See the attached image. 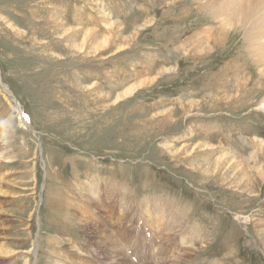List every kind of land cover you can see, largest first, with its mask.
I'll use <instances>...</instances> for the list:
<instances>
[{
  "label": "rangeland",
  "instance_id": "obj_1",
  "mask_svg": "<svg viewBox=\"0 0 264 264\" xmlns=\"http://www.w3.org/2000/svg\"><path fill=\"white\" fill-rule=\"evenodd\" d=\"M204 1L0 0V264H264V73Z\"/></svg>",
  "mask_w": 264,
  "mask_h": 264
},
{
  "label": "bare ground",
  "instance_id": "obj_2",
  "mask_svg": "<svg viewBox=\"0 0 264 264\" xmlns=\"http://www.w3.org/2000/svg\"><path fill=\"white\" fill-rule=\"evenodd\" d=\"M199 1V0H198ZM202 2V1H201ZM200 2V3H201ZM203 3V2H202ZM201 3V4H202ZM205 8L207 9L208 6H211V10H212V14H213V18L217 21H219V26L218 29H205L203 31V33H205V35L208 39H211L213 36V42H216L219 39H223L225 37V34L227 32V29H229L230 27H235L238 26L242 29H246L248 31V35H249V52L251 53V56H254L256 59L254 61L255 65L258 66L259 68V72L260 73H264V0H205L204 4ZM208 4V5H207ZM203 10V9H202ZM51 21L55 22V27H59L60 25L64 26L63 22H61L58 19H52ZM151 22V19H148L145 23L148 24ZM113 23V22H112ZM124 24V23H123ZM108 27L111 28V24L110 22L106 24ZM142 25V24H141ZM13 26V25H12ZM14 27V26H13ZM63 27H59L58 31L60 29H62ZM146 27V26H145ZM81 27L77 28L80 29ZM139 28V27H138ZM75 28V30H77ZM83 29V40L84 42H88L89 44H93V43H101V42H106L105 38L101 37V40L99 41L98 37L96 34L97 32H94L95 28H93L91 25L85 28H81ZM115 29L116 25H115ZM114 29V30H115ZM146 29V28H145ZM67 30H72L74 31L73 27H69L67 26L66 28H63L62 31H66ZM110 30V29H109ZM245 30V31H246ZM138 31V29H137ZM246 31V32H247ZM107 32V31H105ZM71 33V31H70ZM67 34V33H66ZM69 34V33H68ZM136 34V33H135ZM115 35V34H114ZM34 38H36L34 35H32ZM65 36V35H64ZM94 37V38H93ZM110 38V37H109ZM194 39H198V41H196V43L190 47L189 49L186 50V53L191 52L192 55H196L198 53H200L201 51H203L205 48H209V44H205L203 45V40H202V36H198L197 35L195 37H193ZM193 38L190 39V41L193 40ZM248 38V37H247ZM111 40V39H109ZM224 40V39H223ZM112 41V40H111ZM208 41V40H207ZM217 42V43H218ZM76 43V42H75ZM103 43V44H104ZM110 43V42H109ZM108 43V44H109ZM112 43V42H111ZM106 44V43H105ZM126 44V43H124ZM189 45V44H188ZM123 46V45H122ZM126 46V45H125ZM118 48V47H117ZM80 49V48H79ZM93 49V48H92ZM102 49V48H101ZM100 49V50H101ZM104 49V48H103ZM253 57V58H254ZM254 60V59H253ZM262 67V68H261ZM257 68V67H256ZM167 70V69H164ZM242 76V75H241ZM248 77V76H247ZM154 79V78H153ZM247 79V78H246ZM141 81H139L138 83H132L129 86L123 87V90H121V92H119L116 97L117 98H121L123 95L126 94H130L134 91H136L137 87H139L140 85L147 83L148 81L146 80V82L144 81L145 79H140ZM150 82V81H149ZM148 82V83H149ZM152 82V81H151ZM242 84V83H241ZM146 87V86H145ZM235 88V86H234ZM236 89V88H235ZM231 97V96H230ZM263 100V99H262ZM261 100V101H262ZM198 102V101H196ZM195 102V103H196ZM190 105V104H189ZM197 106V104H196ZM187 107V106H186ZM193 107V105H192ZM258 109H261L264 111V101L260 102L258 104ZM188 109V107H187ZM186 109V112H187ZM189 113V112H188ZM255 145V144H254ZM262 150H264V147L262 148ZM231 157V156H230ZM229 157L225 154V153H221V155L219 157H217L216 159L214 158V166L216 167L220 161H222V163L227 164L229 161ZM233 160V159H232ZM233 162V161H232ZM247 162H250V159L247 160ZM208 164V163H207ZM231 164V163H230ZM261 164V163H260ZM259 164V165H260ZM213 165V164H212ZM248 165V164H247ZM227 166V165H226ZM225 166V167H226ZM233 169L234 167H239L236 166V163H234L233 165ZM231 166V167H232ZM252 166V165H251ZM228 167V166H227ZM249 167V166H248ZM259 167V166H258ZM263 167V166H262ZM264 168V167H263ZM215 170V169H214ZM230 171V169H229ZM209 172V171H208ZM240 172L242 174V176L247 175V173H243L240 169ZM246 172V171H245ZM256 172L260 175H263L262 171H260V169H256ZM234 174V173H233ZM236 174V173H235ZM240 175V174H239ZM250 176V175H249ZM233 177V176H232ZM238 177V176H237ZM247 179V178H246ZM250 180V178H249ZM248 180V181H249ZM239 181V180H238ZM241 181V180H240ZM238 183V182H236ZM243 183V181H242ZM235 185V184H234ZM240 185V184H239ZM238 185V187H239ZM233 186V185H231ZM237 186V185H236ZM234 188V186H233ZM240 189V188H239ZM143 200V199H142ZM158 204H155L153 207L149 206L148 208V215H150L151 218V222H153L154 224L152 225V227L159 228L160 223L162 222L165 214L168 212L169 207L165 210V206H167V204L161 205V206H157ZM143 207V206H142ZM153 211H156V214H152ZM184 215V214H183ZM150 221V220H149ZM176 222V221H175ZM182 222V221H181ZM88 225V224H87ZM175 225V223H174ZM183 225V224H182ZM167 227V224L165 225ZM180 226V225H179ZM97 227V226H96ZM178 228V227H177ZM97 229V228H96ZM95 229V230H96ZM162 229V228H161ZM172 229V228H170ZM103 230V229H102ZM105 230V228H104ZM176 230V229H175ZM180 230V229H179ZM97 231V230H96ZM197 231V230H196ZM195 231V232H196ZM106 232V231H105ZM107 233V232H106ZM200 234V233H199ZM99 235V233H98ZM155 235V234H154ZM94 236V235H93ZM101 236V235H100ZM199 237V235H196ZM203 236H201L202 238ZM107 239H110V242L107 241L106 242V246L109 247L110 249V254H112V256L118 257L117 260L114 262H116L117 264H133V262H131L129 260V258H127L124 254H121L122 252L119 251L118 247H116V243H114L116 241L113 240V238L111 236H107ZM112 238V239H111ZM94 240V239H93ZM101 240V239H100ZM167 240V238H166ZM103 241V240H102ZM89 242V241H88ZM97 242V241H96ZM119 242V241H118ZM102 243V242H101ZM189 243V242H188ZM89 244V243H88ZM103 244V243H102ZM184 244V243H183ZM193 244V243H192ZM104 246V245H103ZM115 246V247H114ZM188 246H191L188 245ZM192 246H195L194 244ZM6 247V246H5ZM105 247V246H104ZM120 248V247H119ZM196 248V247H194ZM105 250V249H104ZM107 250V248H106ZM3 249L0 250V253H2ZM109 251V250H108ZM125 252V251H124ZM4 254H8V252L4 249ZM107 257V256H106ZM111 257V256H110ZM109 259V258H108ZM173 259V257H172ZM180 259V258H179ZM171 260V259H170ZM112 261V260H111ZM165 261V260H164ZM173 261V260H172ZM158 262V261H153L150 262L149 264H175V262ZM178 262V261H177ZM115 263V264H116ZM185 263V262H184ZM177 264V263H176Z\"/></svg>",
  "mask_w": 264,
  "mask_h": 264
}]
</instances>
